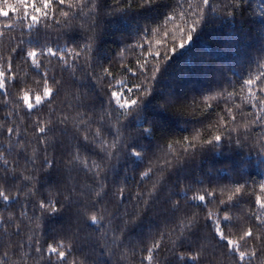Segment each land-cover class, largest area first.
Wrapping results in <instances>:
<instances>
[{"label": "snow or ice", "instance_id": "6c2138e0", "mask_svg": "<svg viewBox=\"0 0 264 264\" xmlns=\"http://www.w3.org/2000/svg\"><path fill=\"white\" fill-rule=\"evenodd\" d=\"M155 2L0 0V264H264V178L249 173L264 172V71L220 65L222 87L169 96L206 117L187 133L132 119L206 17L243 18L248 0L176 4L124 45L134 66L99 59L109 18Z\"/></svg>", "mask_w": 264, "mask_h": 264}, {"label": "trees", "instance_id": "16d2710c", "mask_svg": "<svg viewBox=\"0 0 264 264\" xmlns=\"http://www.w3.org/2000/svg\"><path fill=\"white\" fill-rule=\"evenodd\" d=\"M187 2L188 0H156L151 6L109 18L105 34L98 42V58L110 59L119 50L126 58L124 63L134 66L140 50L128 53L124 45L135 44L146 24L160 23L176 4L181 5V8L177 9L180 11L186 7ZM247 8L243 18L240 15L235 19L206 17L193 32L191 40L172 53L161 67L153 93L141 105V118L137 121L134 114L133 124L153 121L155 133L159 138L187 133L206 117L183 116L165 108L163 104L169 96L178 101H187L222 87L227 82V74L221 79L218 75L220 65L237 75L247 74L248 71H264L256 62V55L264 50V16L260 15L264 0H248ZM176 23L179 24L180 21L177 20ZM168 29H172L171 23L168 24ZM161 37L162 32L159 36L154 35L153 40ZM217 155L219 158V154ZM249 173L257 181L264 178V172L260 169H249ZM150 222V218H146L142 226L134 231L146 230Z\"/></svg>", "mask_w": 264, "mask_h": 264}]
</instances>
